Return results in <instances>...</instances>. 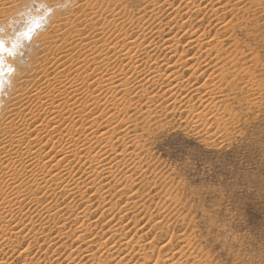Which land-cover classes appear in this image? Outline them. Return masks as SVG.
<instances>
[{"label": "rangeland", "instance_id": "rangeland-1", "mask_svg": "<svg viewBox=\"0 0 264 264\" xmlns=\"http://www.w3.org/2000/svg\"><path fill=\"white\" fill-rule=\"evenodd\" d=\"M5 1L0 0V41L10 43L19 33L24 36L21 41H19L20 39L14 41L13 55L7 54L3 49L0 52V57L4 56L6 59L14 60L15 64L26 67L29 62L27 55L33 46L34 54H37L36 50L39 45L37 42H33V39L38 38L37 33L45 34L48 31L52 12L58 7H54L52 11L48 10L46 6L50 2L49 0L39 3L36 0H28L29 2L24 5L19 3L27 0H7V3L3 4ZM10 1L12 4H19L13 11L6 8L11 5ZM86 1L76 0L64 6L66 11L64 9V12H59L61 15L69 14L73 9L72 6L82 2L76 10L73 9L72 16H70V19L73 20V18L75 19L73 16L79 14L74 21L76 23L74 26L81 28L84 25L81 18ZM115 1L113 0V4L111 2L107 8L111 12H103L97 6L93 9L94 15H96V19L94 17L95 24L87 27L84 33L88 34L86 37L88 39L84 41H88L95 49L100 50L102 45L117 40V36L112 30L114 24L119 22L123 24V20H125V27L124 24L123 27L130 34L139 36L142 29L132 27L136 24L129 23H131V19L137 21L142 17L143 20L148 19L143 22L144 30L150 27L146 31L159 28L157 30L162 29L161 31L164 32L160 39L156 33L150 34V36L148 33V38L162 42V40L176 35V38L179 39L178 51L171 58L172 61L179 57L183 46L186 53L181 61L195 53L198 56V61L192 60L202 65L205 60L208 62L211 57H207L208 54L203 52L204 48H207L203 42L208 39H213L214 42L219 40V47L217 46L218 48L213 50L212 54L216 53L215 51H220L219 54L223 58L220 57L218 63L222 65V62L227 61L224 64L231 70L237 67L234 70L240 74L241 81L238 80L237 89L227 87L218 92L217 90L211 91L217 93L215 95L212 93L214 96H210L212 95L210 90H213L210 88L201 91V93L194 94L192 92L186 96L182 92L183 96L179 95L177 98L168 93L164 97L155 98L153 102L145 99H132V106L127 112L128 114L136 110L135 113L133 112L136 117L142 109L145 111L142 115L147 116L145 113L150 111L153 117L150 120L138 117L129 130V136H125L122 143L119 140V145L115 144L118 145L116 146L118 150H122L123 145H127L126 143L129 145H127L128 153L121 154V157L124 155L122 160L125 162L124 166L111 168V172L116 174V179H119L117 183L122 188L117 183L115 185L114 183L108 184L111 193H106V199L110 198L109 201H106L110 203L109 205L113 204V211L110 214H105L98 210L91 216L92 221L97 222L96 228L93 227L95 233L92 237L101 238L100 234L103 232L114 227L120 228L123 225L122 227H127L126 231L124 229L128 233L127 236L137 239L140 237L139 244L148 243L146 250L149 254H157L159 247L165 243L166 245L162 246L161 255L166 254V256L163 255L164 258L174 256V260H177L175 262L179 264H184L187 257V264L196 262L199 264H264V0H187L191 2V5L199 3V9H192L194 11L187 13L189 18L186 17L187 15L179 18V15L184 11L183 4L187 3L186 0H157L164 6L160 12L151 17L152 19H149L148 16L149 8H143L146 5L144 4L145 0ZM2 9H5V14ZM87 12V17L92 18L90 11L86 10L84 14ZM185 19H187L185 25L187 30L177 29V25ZM73 27L71 32L67 29L62 33V38L67 37L62 45L66 44L72 47L68 59L70 62L74 59L71 57L74 53L83 55V52L79 50L81 47L77 48L74 46L75 42H71L69 39L71 35H75V33L71 34ZM167 30L168 32H166ZM96 31L101 33H96ZM192 31L205 38L203 37L204 41L200 42L201 46L188 49L184 45L189 38L188 33ZM4 36L8 40L7 38L2 40L1 37ZM45 52L49 55L54 52L51 44L46 45ZM39 54L41 55V52ZM234 54L236 57H233ZM155 56L157 59H161L162 56L166 57L165 51L156 52ZM232 57L233 59H231ZM237 59L238 61L235 63ZM190 62L193 63V61ZM230 64L232 65L230 66ZM2 65L3 63L0 64V123L3 124L8 116L7 107L17 98L14 90L19 88L18 81L23 78L24 69L18 70L10 65L2 70L4 66ZM243 67L247 68V72L244 74L242 73V70L245 69ZM176 68H180L177 71L186 86L189 82L187 77H190L191 69ZM211 70V67L206 69V74L203 76L208 75ZM202 78H199V83L203 81ZM25 79L27 80L24 83L27 86L33 83V78ZM249 81L252 84H249ZM190 82H195V78L191 76ZM245 83L252 85L253 88L254 84L255 91L252 92L248 86L245 88ZM196 86V83H193L192 88ZM190 89L186 88V90ZM162 91L161 88L158 92ZM167 96L168 98H166ZM5 105L7 106L5 107ZM191 105L195 107H193L196 109L195 112H201L203 116L200 113H198L199 115L195 112L190 113L189 106ZM3 110L5 113H1ZM136 124L137 126H135ZM89 203L94 209L98 205L95 198ZM28 207L29 211L34 209L32 205ZM112 215L113 217H111ZM64 216L67 217L68 214ZM70 218L64 230L65 233H68L74 224ZM156 220L157 222H155ZM39 221L41 220L37 219L36 228H40L45 219ZM47 225L43 227L44 231L52 230L50 239L53 238L52 236L56 237L57 231ZM62 241H67V245L61 246ZM71 241L72 238L63 239L56 243L57 246L52 245V250L50 248L48 251L45 249L40 251L33 246L32 253L35 254V258L39 257V260H44L43 262L46 264H67V259H64L65 255L77 246L76 243L71 245ZM112 241H109L108 244H111ZM39 242L42 243V238H39ZM25 244L27 242L23 243V245ZM83 245L80 249H75L73 252L74 261L71 260L70 264H82L85 261L82 256L85 254L86 245ZM148 245H153V248L149 249ZM46 246L47 242L42 245V248H46ZM180 248L185 252V257L180 258ZM51 251L53 252L51 253ZM17 255V253L13 255L10 260L13 264H21L22 258ZM175 262L173 264H176Z\"/></svg>", "mask_w": 264, "mask_h": 264}, {"label": "bare ground", "instance_id": "bare-ground-1", "mask_svg": "<svg viewBox=\"0 0 264 264\" xmlns=\"http://www.w3.org/2000/svg\"><path fill=\"white\" fill-rule=\"evenodd\" d=\"M36 1L37 3L44 2V0ZM49 1L46 6L48 10L52 11L54 7H58V9L52 12L48 31L45 34L37 33L38 38L33 39V42H37L39 46L38 50H36V55L34 54V46L30 50L29 55H27L29 58L27 66L17 65L14 60L6 59L4 56L0 57V64L3 63L4 65H2V70L10 65H13L15 69L18 68V70L24 69L23 78L18 81V90L14 88L17 98L12 104L8 103L10 106L6 109L8 112L7 120L3 124L0 123V264H13L10 260L16 253L18 254L17 257L22 258L21 264H46L43 262L44 260H39V257L35 258V254L32 253V247L34 246L40 251L42 249L48 251L52 245L69 238H72L71 245L76 243L77 246L65 255L64 259H67V264L72 262L75 249H80L83 244L86 245V248H84L85 254L82 256L85 261L82 264H173V262L177 261L174 260V256L164 258L166 254H163L164 256L161 255L162 246H165V243L159 247L158 253H155L156 255L154 253V255L149 254L146 250L148 243L139 244L138 240L140 237L137 239L127 236L128 233L125 232L127 227H122V225L120 228H115L113 225L116 222L112 225L113 229L110 228L108 230V228V231L100 234L101 238L92 237L95 233L93 227L97 225V222L94 223L91 216L98 210L103 211L105 214H110L113 211V204L109 205L110 203L106 201L110 199H106V193L110 192L108 184L114 183L115 185L119 179H116V174L114 175L113 171L111 172V168L123 167L125 164V162H122L123 157L128 153V143L123 145L122 150L116 149V146L119 145V140L122 143V139L125 136H129V130L138 117H143L146 120H150L153 117L150 111L145 113L147 116L142 115L145 112L142 109H139L141 113L136 117H134L136 110L135 112L133 111L134 113L128 114L127 112L132 106V99H145L153 102L155 98L164 97L168 93L170 96L177 98L182 95V92L186 96V94L192 92L194 94L201 93V91H206V89L209 90L210 88L213 89L210 92L216 90L218 92L227 87L237 89L238 80L241 81V78H239L240 74L234 70L237 67L231 70L230 67H226L224 64L227 61L222 62V65L218 63V59L220 61L223 58L219 54L220 51L212 53L213 50L219 47V40L217 42H214L213 39L204 41L203 35H196L193 31L188 33L189 38L187 37L188 39L184 46L192 49L198 47V45L201 46L202 43L200 42L204 41L203 44L207 48H204L203 52L208 54L207 57L211 56L209 61L205 60L202 65L197 64L198 62L195 63L192 60L198 61V56L195 53L188 55L189 57L181 61L184 53H186L183 46L182 50L180 49L179 57L172 61L171 58L178 51L179 39L176 38V35L170 36L162 40V42H157L154 38H148V33L149 36L156 33L160 39L164 32L161 31L162 29L157 30L159 28L155 30L149 29V32L146 31L150 27H145L146 29L144 30L142 27L143 22L148 19L143 20L144 18L142 17L137 19V21L130 18L131 23H129L132 25L136 24V26L132 27L142 29L140 30L141 33H138L139 36L130 34L124 28L125 20H123L124 27L121 24L122 22L118 21L119 23L114 24L112 30L116 34L117 38H115L117 40L109 41L108 44L102 45L100 50L95 49L88 41H84L88 39L86 38L88 34L84 32L87 27L95 24L94 17L96 19V15H94L93 9L97 6L103 12H111L107 8L113 0H85V8L83 7V17L81 18L84 25L81 28L74 26L76 24L74 21L79 14L77 13L78 15L73 16L75 17L73 20L70 19V16H72V11L81 6L80 3L82 2L72 6L74 10H70L71 14L61 15L59 11L64 12V6L76 0ZM188 1L183 4L185 8L183 7L184 11L179 15V18L198 8L199 3L191 5V2ZM28 2L27 0L19 4L24 5ZM6 3L7 0L3 2V4ZM10 4L6 8L12 11L19 6V4H12L11 1ZM144 4H146L143 7L144 9L149 8L147 10L149 19L160 12L164 6L163 3L159 4L157 0H145ZM104 6L106 7L105 9ZM86 10L92 13L90 15L92 18L87 17L88 12L84 14ZM2 11L4 12L3 14L6 13L5 9H2ZM188 16L186 17L189 18ZM183 21L177 25V29L187 30L185 27L187 19ZM222 25L224 26V24ZM72 27L73 32L71 34L75 33V35L72 36L69 33L71 35L69 39L71 42H75L74 46H77V48L81 47L79 50L83 52V55H77V52L74 53L71 56L74 59L70 62L68 59L70 58L69 53L72 47L66 44L62 45L67 40V37L62 38V33L67 29L71 32ZM96 33L101 32L96 31ZM21 34H15V39L11 38L13 40L10 41L11 44L5 43L6 41H0V52L4 49L7 54L13 55V43L19 39L21 41L22 36H24H21ZM1 38L5 40L7 37ZM49 44L54 48V52L50 55L46 53L47 51L44 53V48ZM163 51H165L166 57H163V55L161 59L158 58L159 60L156 56L154 57L156 52ZM40 52L41 55H38ZM167 55L169 56L167 57ZM233 57H236L235 54ZM190 61H193V63ZM237 61L238 59L235 63ZM176 67L191 69V75L189 78L187 77L189 82L186 86L183 78L179 77L180 73L178 74L177 69L179 70L180 68ZM205 67L206 69L211 67L212 70L204 77L203 75L206 74ZM246 72L247 68L242 70L243 74ZM191 76L195 78L193 83L197 85L194 88H192L193 83L190 82ZM27 77L29 79L33 78V83L29 86L24 83ZM200 77H203V81L199 83ZM249 84L252 83L250 82ZM247 86L252 92L255 91L254 84V88L248 84H246L245 88ZM256 87L258 86L256 85ZM161 88L163 91L158 92ZM186 88L192 89L186 90ZM79 99L83 100L79 101ZM193 107V105L189 106L190 113L195 112L196 109ZM3 111L1 113H5ZM198 113L202 115L201 112H195V114L199 115ZM121 154L124 155L121 157ZM120 188L122 187L120 186ZM123 188L125 187L123 186ZM94 198L98 202L95 209L89 203ZM66 200L69 201L67 202ZM30 205L34 206L32 211H29L28 206ZM67 214V217L64 216ZM36 217L41 221L45 219V222H42L41 225L38 223L40 228H36ZM69 218L74 224L70 230L71 232L65 233L64 230ZM46 225L57 231L56 237L52 236L54 240L53 238L50 239L52 230L49 232L44 231L43 227H46ZM39 238H42V243L39 242L40 244L38 243ZM111 240H113L111 244H108ZM25 242L27 244L23 245ZM46 242V248H42V245ZM66 243L67 241H62L60 245L63 246ZM152 246L148 245V248L150 249ZM179 252L180 258L185 257V252L182 248H180ZM136 256L137 259H135ZM187 259L188 257L186 261ZM175 263L177 264L178 262Z\"/></svg>", "mask_w": 264, "mask_h": 264}]
</instances>
